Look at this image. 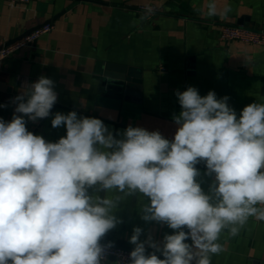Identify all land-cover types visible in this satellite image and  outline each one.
<instances>
[{
  "label": "clouds",
  "instance_id": "obj_1",
  "mask_svg": "<svg viewBox=\"0 0 264 264\" xmlns=\"http://www.w3.org/2000/svg\"><path fill=\"white\" fill-rule=\"evenodd\" d=\"M230 12L209 0L205 14ZM175 94L182 110L171 140L131 125L117 139L102 120L70 111L54 115L52 127H66V135L49 142L25 117L50 116L54 82L41 76L14 97L11 121L0 119V264H103L113 245L101 241L122 222L113 213L137 194L148 200L142 219L174 231L161 246L151 236L140 241L134 228L128 264H211L223 251L222 232L236 236L250 218L264 221V103L238 116L214 91L201 96L189 86ZM200 163L213 177L207 192L197 180Z\"/></svg>",
  "mask_w": 264,
  "mask_h": 264
},
{
  "label": "crops",
  "instance_id": "obj_2",
  "mask_svg": "<svg viewBox=\"0 0 264 264\" xmlns=\"http://www.w3.org/2000/svg\"><path fill=\"white\" fill-rule=\"evenodd\" d=\"M209 0H30L13 3L0 0V45L46 22L54 28L32 44L0 62V119L11 121L14 97L28 92L41 76L54 82L57 102L49 117L26 127L49 142L66 135V127L53 128L59 112L76 111L78 117L98 118L117 139L129 126L159 131L171 140L173 121L181 112L176 92L195 87L201 96L209 91L217 99L229 97L237 115L251 103H264V45L223 39L221 23H238L264 28V0H217L229 5L227 19L208 17ZM142 4L162 7L146 18ZM111 61L136 67L141 73V101L110 97L100 89L103 63ZM197 180L207 192L213 177L204 163L197 165ZM92 195H108L90 189ZM117 195H122L117 193ZM147 198L140 194L122 200L114 215L122 221L102 240L135 247L130 237L142 229L140 241L149 236L161 244L173 234L165 224L142 219ZM190 243V241H189ZM223 251L211 264H264V221L250 218L236 236L222 232ZM148 253L155 250L146 245ZM156 255L163 259L160 252ZM110 258L105 264H116Z\"/></svg>",
  "mask_w": 264,
  "mask_h": 264
},
{
  "label": "built area",
  "instance_id": "obj_3",
  "mask_svg": "<svg viewBox=\"0 0 264 264\" xmlns=\"http://www.w3.org/2000/svg\"><path fill=\"white\" fill-rule=\"evenodd\" d=\"M9 1L13 3H27L30 0ZM149 7L153 9V12L151 14L159 13L162 10V7L154 4H142L139 6V9L145 12L146 8ZM53 28L54 25L51 22H46L38 25L31 32L24 35L20 39H17L11 43H2L0 45V62L22 47L32 44L38 37L50 32ZM220 34L223 39L239 40L243 42L264 45V28L253 27L251 25H244L240 23L225 22L220 24ZM101 243L106 245L109 243V241L102 240ZM112 245L113 247L108 250L106 261L110 258H114L117 261H120L121 264H128L129 254L134 248L124 245H118L115 243H112ZM106 261H104L103 264H105Z\"/></svg>",
  "mask_w": 264,
  "mask_h": 264
},
{
  "label": "water",
  "instance_id": "obj_4",
  "mask_svg": "<svg viewBox=\"0 0 264 264\" xmlns=\"http://www.w3.org/2000/svg\"><path fill=\"white\" fill-rule=\"evenodd\" d=\"M238 23L249 25L244 18L239 19ZM33 29L11 39L8 43L22 38ZM100 73V89L106 92L108 96L123 100L141 101L142 79L141 73L136 67L107 61L103 63V69Z\"/></svg>",
  "mask_w": 264,
  "mask_h": 264
}]
</instances>
